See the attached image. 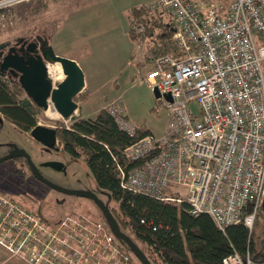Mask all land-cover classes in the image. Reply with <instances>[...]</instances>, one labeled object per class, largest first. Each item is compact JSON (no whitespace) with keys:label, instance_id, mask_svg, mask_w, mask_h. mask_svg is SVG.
Segmentation results:
<instances>
[{"label":"built area","instance_id":"obj_1","mask_svg":"<svg viewBox=\"0 0 264 264\" xmlns=\"http://www.w3.org/2000/svg\"><path fill=\"white\" fill-rule=\"evenodd\" d=\"M152 9L172 17L183 57L157 56L145 76L171 118L162 136L146 134L124 148L121 187L187 203L222 231L241 222L252 230L264 214V0H157ZM106 110L137 136L141 127L121 97ZM41 203L20 200L0 181V246L8 260L131 264L132 252L104 221L83 212L49 218ZM221 264L254 261L234 253Z\"/></svg>","mask_w":264,"mask_h":264},{"label":"rangeland","instance_id":"obj_2","mask_svg":"<svg viewBox=\"0 0 264 264\" xmlns=\"http://www.w3.org/2000/svg\"><path fill=\"white\" fill-rule=\"evenodd\" d=\"M42 1L17 0L11 6L0 8V50L1 45L13 46L21 39L30 42L42 37L56 54L78 58L87 86L75 98L78 109L69 120L62 118L50 100L54 108L50 106L47 111L41 108L36 117L37 124L56 128L59 121L69 125L73 117L93 118L100 110L106 109L110 101L121 97L133 122L150 130L156 137L162 136L168 128L171 113L145 81V76L153 67L148 59L151 54L148 40L143 36L132 39L127 20V13L131 9L141 6L152 8L157 0ZM162 12L168 17L167 12ZM147 29L141 23L135 30L141 34ZM57 72L60 75L55 77V83L60 78L64 79L62 69ZM25 96L28 97L26 92ZM193 109L198 112L200 107L194 103ZM13 147L28 151L41 173L51 182L70 189L93 192L107 205L114 203L109 192L98 187L82 157H71L63 151L60 143V150H45L41 142L0 117V154ZM7 165L1 164L0 171ZM1 172L7 175L8 170ZM42 188L46 189L44 186ZM57 194L49 191L45 198L43 214L46 217L59 218L79 212L95 218L102 216L101 209L89 198L67 196L66 201L54 203L51 199L53 196L62 197ZM256 221L263 223L264 214ZM5 252L0 246V264L8 260ZM133 257L137 259L135 255ZM10 260L5 264H26L16 258Z\"/></svg>","mask_w":264,"mask_h":264},{"label":"trees","instance_id":"obj_3","mask_svg":"<svg viewBox=\"0 0 264 264\" xmlns=\"http://www.w3.org/2000/svg\"><path fill=\"white\" fill-rule=\"evenodd\" d=\"M3 1L6 0H0ZM128 20L130 37L135 40L143 36L148 40V59L152 63L155 57L166 54L183 57L174 38V23L162 11L135 7L129 11ZM141 23L148 29L137 34L135 29ZM0 111L16 127L30 131L37 125L41 108L25 96L19 82L0 76ZM56 130L63 151L73 158L82 157L98 187L109 192L114 203L108 206L120 229L141 248L151 264H221L234 253L249 256L254 264H264V222L256 221L252 230L241 222L222 231L211 215L191 214L187 203L163 201L121 187L118 166L126 164L124 148L151 134L150 130L141 127L137 136L131 138L106 109L93 118L73 117L69 125L59 121ZM97 219L108 224L103 213ZM132 254L137 259L133 257L131 264H143Z\"/></svg>","mask_w":264,"mask_h":264},{"label":"water","instance_id":"obj_4","mask_svg":"<svg viewBox=\"0 0 264 264\" xmlns=\"http://www.w3.org/2000/svg\"><path fill=\"white\" fill-rule=\"evenodd\" d=\"M3 47L4 45H1V48ZM26 51L35 52V55L26 58L25 55L14 52V49L10 50L3 57V61L0 64V72L4 74L6 71H10L15 75H19L21 86L24 88L27 96L38 107L47 111L50 106L49 101L51 100L62 118L64 120H69L78 109L75 97L86 87L85 75L81 66L74 59L56 54L49 44L48 46L42 45L38 47L37 43H30ZM48 63H59L62 67V72L65 77L56 85L53 84V80L49 75ZM153 91L156 98L159 99L161 93L158 88L153 89ZM165 96L168 100L172 101L170 94H166ZM31 135L48 149L58 147L59 145L57 130L54 127L37 124L31 130ZM19 155L27 156L33 174L48 187L59 190L68 195L85 197L95 201L114 234L136 254L143 264H151L141 248L120 229V226L110 211L109 206L101 200L97 194L90 191L64 188L51 182L40 173L37 166L32 162L31 157L25 151H19L1 158L0 164L9 158Z\"/></svg>","mask_w":264,"mask_h":264},{"label":"flooded vegetation","instance_id":"obj_5","mask_svg":"<svg viewBox=\"0 0 264 264\" xmlns=\"http://www.w3.org/2000/svg\"><path fill=\"white\" fill-rule=\"evenodd\" d=\"M30 43H37L38 47H40L42 45L48 46L47 42L42 37H36L33 40H31L30 42L29 41H25V40L22 39V40H20L18 43H16L13 46L8 45V46H4L3 48H1V50H0L1 51L0 52V64L3 61V57L12 49H14V52H18L21 55H25L26 58L29 57V56H34L35 52H27L26 51V49H27V47H28V45ZM4 48L6 50H3ZM0 76L6 77L8 79H13V80H16L17 82H19V75H15V74H13L10 71H6L4 74H2L0 72ZM0 117L6 119V117L2 114L1 111H0ZM17 129L28 133L32 138H34L31 135V130L32 129L30 131H25V130H22L21 128H18V127H17ZM43 147H44L45 150H48V151L51 150V149L60 150L59 147H55V148H51V149H48L44 145H43ZM19 151H25L31 157L29 152L24 150L23 148H14L13 147L11 150L8 149V151L1 153L0 154V159L4 158L6 156L12 155L14 153H17ZM31 160L34 163L32 157H31ZM4 163H8V165L3 167L2 169H4V170H1V171H7L8 170V173L6 175V174H4V173H2L0 171V181L3 182V187L5 188L7 193H9L11 195H14L15 197L19 198L20 200L26 201V202H34L35 200H41L43 202V203H41L42 211H43L45 198L47 197V194H48L49 191H54V192H56V193H58L59 195L62 196V197L53 196V198H51V199H52V201L54 203H62V202L67 200V196H73V195L65 194V193H63V192H61L59 190L50 188L46 184L41 182L33 174L32 169L29 166V162H28L27 156H24V155L23 156L22 155L14 156L12 158H9L8 160H5L1 164H4ZM8 166L10 167L9 168L10 170L8 169ZM40 173H41V171H40ZM43 186L46 189L42 188ZM64 188H68V187H64ZM71 189H73V188H71ZM74 190H77V189H74ZM94 203L96 204L95 201H94Z\"/></svg>","mask_w":264,"mask_h":264},{"label":"bare ground","instance_id":"obj_6","mask_svg":"<svg viewBox=\"0 0 264 264\" xmlns=\"http://www.w3.org/2000/svg\"><path fill=\"white\" fill-rule=\"evenodd\" d=\"M61 69L62 68L59 66V63H57V64L55 63V64H53V65L50 66V68H49V75H50V77L52 78L53 81H54V79H55L56 76L60 75L57 71L58 70H61ZM61 81H62V78H60L59 81H57L56 83L61 82ZM50 106H52V105H50ZM52 108H54V107L52 106Z\"/></svg>","mask_w":264,"mask_h":264},{"label":"crops","instance_id":"obj_7","mask_svg":"<svg viewBox=\"0 0 264 264\" xmlns=\"http://www.w3.org/2000/svg\"><path fill=\"white\" fill-rule=\"evenodd\" d=\"M159 10V9H158ZM168 16L170 17V19H172V17L168 14ZM127 20H128V13H127ZM128 23H129V20H128ZM71 59H74L75 61H77L78 62V64L80 63L79 62V60H78V58H76V57H71ZM80 65V64H79ZM65 77V76H64ZM87 86V85H86ZM6 253V252H5ZM7 254V253H6ZM12 260H14V259H12ZM11 260H6V261H4V263L3 264H5V262L6 263H8V262H10Z\"/></svg>","mask_w":264,"mask_h":264}]
</instances>
